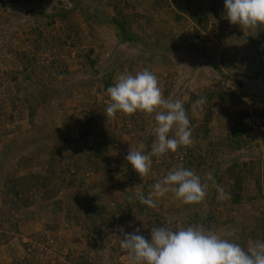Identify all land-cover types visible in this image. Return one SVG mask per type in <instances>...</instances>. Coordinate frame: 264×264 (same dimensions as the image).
I'll return each mask as SVG.
<instances>
[{"label": "rangeland", "instance_id": "obj_1", "mask_svg": "<svg viewBox=\"0 0 264 264\" xmlns=\"http://www.w3.org/2000/svg\"><path fill=\"white\" fill-rule=\"evenodd\" d=\"M113 19L137 42L118 39ZM38 33L46 49H34ZM144 69L182 101L192 144L153 157L141 177L126 156L151 150L156 123L108 118L104 84ZM178 166L211 174L226 195L209 181L200 205L169 192L125 218L127 196L147 198ZM87 203L104 207L101 222ZM189 225L264 241V26L231 24L224 0H2L0 264H129L121 229L150 240L155 226Z\"/></svg>", "mask_w": 264, "mask_h": 264}, {"label": "clouds", "instance_id": "obj_2", "mask_svg": "<svg viewBox=\"0 0 264 264\" xmlns=\"http://www.w3.org/2000/svg\"><path fill=\"white\" fill-rule=\"evenodd\" d=\"M224 7L227 19L233 25L242 29L264 26V0H224ZM107 93L108 118L114 119L117 113L131 116L137 112L154 118L156 139L151 150L146 151L145 144H141L139 150L131 147L126 156L141 177L150 173L153 157L174 153L178 148L192 144L190 120L182 101L166 99L157 76L150 70L144 69L135 75L125 71ZM205 103L204 97L195 101L197 106ZM209 181L220 198H224V189L215 183L211 174L202 180L200 175L182 166L168 171L162 180L152 185L153 191L147 198L142 194L137 198L141 204L156 208L152 197H163L171 192L185 205H200L208 195ZM140 231L137 228L129 233L121 229L120 245L128 254L129 264H264V241L256 240L244 247L232 238L235 230L224 233L203 225L175 230L155 226L151 229L150 240Z\"/></svg>", "mask_w": 264, "mask_h": 264}, {"label": "trees", "instance_id": "obj_3", "mask_svg": "<svg viewBox=\"0 0 264 264\" xmlns=\"http://www.w3.org/2000/svg\"><path fill=\"white\" fill-rule=\"evenodd\" d=\"M0 2H2V0H0ZM52 17V16H50ZM83 18H85V22H89V17H86V15H83ZM111 24H113L115 26V28H117V31H118V34H117V37L118 39H120L122 42H137L138 38L137 37H133L131 35L128 34V32L126 31V26L124 23H122L121 21H118L116 19H113ZM39 35V33H38ZM35 42L38 44L37 46H35V50H38L40 48L42 49H46L47 48V44H48V41L46 38H43L41 36V34L38 36V38L35 40ZM27 60L29 61L30 58L27 57ZM32 63L31 61H29V63L25 66L26 69H28L27 66H30ZM214 66L216 67V65L214 64ZM22 71H25V69L23 68ZM64 74V73H63ZM14 79L16 80V77H14ZM105 89L107 90L110 86H111V83H110V78H109V75H106V80H105ZM45 93V91H42ZM35 108V106L33 107H30V110H33ZM43 178V177H36V176H31L29 178V180H32V179H36L37 182L40 181V179ZM14 191V193L16 195H18V192L15 191V189H10L9 188V192H12ZM127 201L126 205H128L125 209V214H126V217L125 218H129V214L131 212V207H137L138 209L142 210L143 208V204H141L139 202V199L137 201H133V199H130L129 196H127V199H125V201ZM85 214L87 215V217H89L91 219V221H94L95 219L99 220L100 222L103 220L102 217H103V213L101 211L104 210V207L102 205L98 206V205H95L93 203H87L86 205V208H85ZM91 240V239H90Z\"/></svg>", "mask_w": 264, "mask_h": 264}]
</instances>
